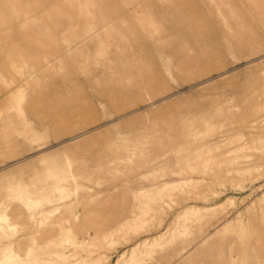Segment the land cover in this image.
Segmentation results:
<instances>
[{"label": "rangeland", "instance_id": "1", "mask_svg": "<svg viewBox=\"0 0 264 264\" xmlns=\"http://www.w3.org/2000/svg\"><path fill=\"white\" fill-rule=\"evenodd\" d=\"M68 2L0 0V264H264V0Z\"/></svg>", "mask_w": 264, "mask_h": 264}, {"label": "bare ground", "instance_id": "2", "mask_svg": "<svg viewBox=\"0 0 264 264\" xmlns=\"http://www.w3.org/2000/svg\"><path fill=\"white\" fill-rule=\"evenodd\" d=\"M69 1V2H68ZM71 0H67L68 3H70ZM57 2V1H56ZM72 7L76 6L80 12H83L85 14H90L91 12H89V9L94 6V0H85V2H82L81 0H77V4L73 5V3L71 2ZM97 5V4H96ZM13 12V11H12ZM51 13V12H50ZM63 24V23H62ZM112 27L113 26V20H110L107 24L103 25L102 28H107V27ZM36 27V26H35ZM41 28V27H40ZM96 25L95 24H91L90 22H88L86 24V27L84 29V37H83V41L85 42L88 41L89 39H91L94 34H96L98 32V29H96ZM23 30V29H22ZM28 31V30H27ZM26 31V32H27ZM70 31V30H69ZM51 32V31H50ZM1 34V33H0ZM67 35V34H66ZM47 36V35H46ZM32 37V36H30ZM96 41V40H95ZM90 44V43H89ZM1 52V51H0ZM37 53V52H36ZM37 55V54H36ZM262 57V56H261ZM49 72V71H48ZM3 96L0 97V105L3 103H1V99ZM29 200H33V199H29ZM188 211V210H187ZM190 213V212H189ZM192 213V212H191ZM2 218V217H1ZM0 218V219H1ZM4 220V219H3ZM123 231V230H122ZM68 235V234H67ZM119 262V261H118ZM96 263V262H95Z\"/></svg>", "mask_w": 264, "mask_h": 264}]
</instances>
